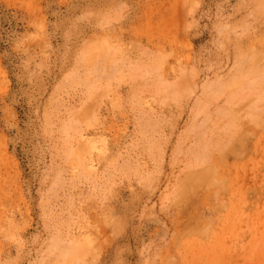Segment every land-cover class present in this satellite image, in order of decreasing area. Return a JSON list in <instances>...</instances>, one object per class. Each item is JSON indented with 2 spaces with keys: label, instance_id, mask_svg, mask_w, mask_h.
Returning a JSON list of instances; mask_svg holds the SVG:
<instances>
[{
  "label": "rangeland",
  "instance_id": "1",
  "mask_svg": "<svg viewBox=\"0 0 264 264\" xmlns=\"http://www.w3.org/2000/svg\"><path fill=\"white\" fill-rule=\"evenodd\" d=\"M0 264H264V0H0Z\"/></svg>",
  "mask_w": 264,
  "mask_h": 264
}]
</instances>
